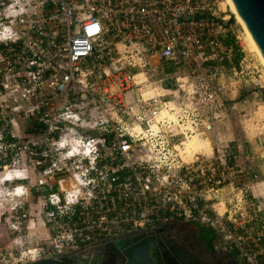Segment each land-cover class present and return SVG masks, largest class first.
<instances>
[{"label":"built area","instance_id":"1","mask_svg":"<svg viewBox=\"0 0 264 264\" xmlns=\"http://www.w3.org/2000/svg\"><path fill=\"white\" fill-rule=\"evenodd\" d=\"M222 19L218 0H0V151L22 169L24 199L12 240L32 216L47 236L0 245V264L62 260L174 221L211 226L239 264H264V193L210 139L224 64L240 52L229 70L254 81ZM21 119L44 133L23 139ZM194 137L208 144L189 153Z\"/></svg>","mask_w":264,"mask_h":264},{"label":"rangeland","instance_id":"2","mask_svg":"<svg viewBox=\"0 0 264 264\" xmlns=\"http://www.w3.org/2000/svg\"><path fill=\"white\" fill-rule=\"evenodd\" d=\"M218 1L221 18H225L222 20L231 23L232 36L247 55V60L244 63L245 78L254 81H249L248 85L238 83L239 79L229 70L236 61L233 60L229 65L224 64L227 73L223 78H219L213 83L223 107L214 119V129L210 139L216 150H221L226 154H238L239 162L245 168V172H248V181L252 185L253 191L256 194L257 192L264 193V64L259 54L251 46L245 28L232 13L226 0ZM36 129L38 135L44 133L42 127ZM13 157L15 156L10 150L8 153L0 151V245H11L20 250L40 242H46L47 236L44 226L35 216H32L34 228L30 235L23 239L19 237L17 241L12 240L14 236L11 233L10 223H14L17 217L12 207L24 200L22 197L14 195L15 188L23 182L16 179L22 169L18 167L19 165L16 164ZM5 175H8L5 178L11 177L12 179L6 181ZM258 182H261L262 185L257 187L256 183ZM153 233L159 234L155 231ZM76 250L73 255L67 256V260L77 258L78 261L85 264H102V260L109 258L110 252L106 244L84 246ZM120 262H116V264Z\"/></svg>","mask_w":264,"mask_h":264},{"label":"flooded vegetation","instance_id":"3","mask_svg":"<svg viewBox=\"0 0 264 264\" xmlns=\"http://www.w3.org/2000/svg\"><path fill=\"white\" fill-rule=\"evenodd\" d=\"M161 228L163 230L159 231ZM146 242L151 244L152 264H239L235 253L224 246L223 238L213 227L188 221H174L155 230L138 231L109 242L106 244L109 258L102 260V264L119 261L123 264L134 247ZM70 259L81 264L77 258Z\"/></svg>","mask_w":264,"mask_h":264},{"label":"water","instance_id":"4","mask_svg":"<svg viewBox=\"0 0 264 264\" xmlns=\"http://www.w3.org/2000/svg\"><path fill=\"white\" fill-rule=\"evenodd\" d=\"M235 8L243 20L246 28L257 44L262 56L264 57V0H232ZM163 85L167 89L176 87L174 78L165 79ZM151 244L146 242L137 245L131 251L128 259L123 264H152L153 259L150 253ZM27 264H78L76 262L62 259L54 260L51 258L36 260Z\"/></svg>","mask_w":264,"mask_h":264},{"label":"bare ground","instance_id":"5","mask_svg":"<svg viewBox=\"0 0 264 264\" xmlns=\"http://www.w3.org/2000/svg\"><path fill=\"white\" fill-rule=\"evenodd\" d=\"M227 4L229 5L232 13L236 16L237 20L243 25V27L245 28V31H246V34H247V38L249 40V42L251 43V46L253 47V49L259 54V56L261 57L262 59V62L264 64V57L262 56L257 44L255 43L253 37L251 36L250 32L248 31V29L246 28L243 20L241 19L240 15L238 14L236 8H235V5L233 4L232 0H226ZM208 142L207 141H204L202 139H198V138H193V139H190L188 142H186L185 144V147H186V151L189 152V153H192L193 151H198L200 150L201 148H203L204 146H207ZM10 174V173H9ZM8 174V175H9ZM8 175H5V177H8ZM19 176L16 178L18 179ZM6 181H9L10 179H12L11 177L9 178H5ZM14 180V179H13ZM20 186V185H18ZM22 193H20V190L19 191H15L14 192V195L16 196H21Z\"/></svg>","mask_w":264,"mask_h":264},{"label":"crops","instance_id":"6","mask_svg":"<svg viewBox=\"0 0 264 264\" xmlns=\"http://www.w3.org/2000/svg\"><path fill=\"white\" fill-rule=\"evenodd\" d=\"M224 41L226 42V44H234L235 42V38L232 36V34H228L224 36ZM22 122V124H21ZM20 130H21V136L23 139H26L27 137H35L37 136V126L35 125V123H33L32 120L29 119H21L20 120ZM162 225L158 226L161 227ZM159 231L163 230V228L158 229ZM76 250V249H75ZM77 251V250H76ZM75 253L72 252L70 255H73ZM81 264H85L80 262Z\"/></svg>","mask_w":264,"mask_h":264},{"label":"trees","instance_id":"7","mask_svg":"<svg viewBox=\"0 0 264 264\" xmlns=\"http://www.w3.org/2000/svg\"><path fill=\"white\" fill-rule=\"evenodd\" d=\"M242 57V54L240 52H237V55H236V58H235V61L238 62L239 59ZM38 135V134H37Z\"/></svg>","mask_w":264,"mask_h":264}]
</instances>
